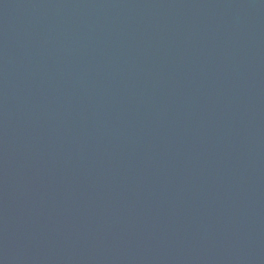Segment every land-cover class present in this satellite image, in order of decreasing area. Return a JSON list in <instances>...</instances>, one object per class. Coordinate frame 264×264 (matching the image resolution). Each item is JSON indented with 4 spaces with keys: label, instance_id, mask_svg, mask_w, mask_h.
Returning <instances> with one entry per match:
<instances>
[{
    "label": "water",
    "instance_id": "95a60500",
    "mask_svg": "<svg viewBox=\"0 0 264 264\" xmlns=\"http://www.w3.org/2000/svg\"><path fill=\"white\" fill-rule=\"evenodd\" d=\"M0 264H264V0H0Z\"/></svg>",
    "mask_w": 264,
    "mask_h": 264
}]
</instances>
